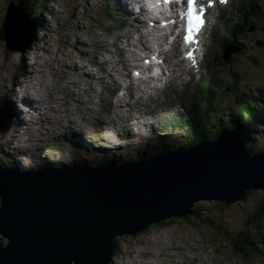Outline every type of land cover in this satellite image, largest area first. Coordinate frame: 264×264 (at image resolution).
<instances>
[{
    "label": "rangeland",
    "instance_id": "1",
    "mask_svg": "<svg viewBox=\"0 0 264 264\" xmlns=\"http://www.w3.org/2000/svg\"><path fill=\"white\" fill-rule=\"evenodd\" d=\"M9 1L0 0V24ZM32 1L33 10L44 14V24L34 46L22 55L8 50L6 42L0 40V102L7 103L6 97L19 111L22 110L21 115L12 114L13 119L18 123L7 134L0 135V163L12 161L20 167L42 165L47 161L44 154L50 148L59 150L57 154H53L51 161L61 160L64 163L77 158L90 160L95 156H102L93 151H87V155L84 156L76 153L74 147L58 141L59 138L69 139L72 135H78L84 143H92L94 150L118 149L117 154H108L118 159H132L140 152L139 150H149L147 143L153 139L146 129L151 125L145 124L153 122L155 116H141L144 110L142 109L138 112L141 118L136 121V125L133 121L134 111L122 115L131 119L130 123L125 124L116 123L111 119V115L115 114L113 111L95 118L89 114L92 111L87 107L93 100L88 99V92L91 90L88 88L92 87L91 79L88 78L82 86L79 84L85 79L83 75L89 73L91 76L96 72L94 68H85L87 67L84 63L85 54H89L92 56L91 59H94L108 55L112 51L107 49L109 43L113 41L111 34L114 28L120 26L117 17L111 16L115 10H118L112 0ZM98 21H101L102 26L96 25ZM260 33L258 32V36ZM248 42L250 41L243 42L244 46H247ZM90 46L93 48H89ZM261 50H264V45H258L255 50L248 45L242 55L254 67L249 68L245 62L237 59L232 64L234 72H231L226 79L218 77V73L214 72L215 69L218 70V62L212 66L209 73L208 64L204 65L203 60L198 71L191 75L187 92L179 96L186 104L192 96L190 92L197 86L200 75L217 82L219 80L220 97L223 98L227 111L229 108L234 110L239 106L235 97L228 93L227 86L231 82L238 84L239 81L242 89L257 90L264 95V55L260 54ZM91 51H96V55L93 56ZM226 51L228 54L233 52L230 49ZM240 51L232 56H237ZM56 55L57 62H55ZM19 57L22 58L23 65L35 71V74L33 71L24 73L30 79L18 73ZM64 65H67V68H64ZM228 66L229 63L225 65L224 70L228 71ZM219 72L223 73L221 70ZM103 75L107 77L108 70L103 71ZM97 77H100L99 73ZM14 81L20 86L16 87ZM111 86L110 90L114 88ZM94 88L91 94L97 97L99 92L102 93V89L98 83H95ZM201 91L202 89L198 94ZM20 99L26 100L28 104L33 99L34 106L20 108L18 103ZM122 100L124 101L125 98ZM104 104L114 110L115 104L118 103L113 98L111 101L105 100ZM91 108L95 109V106ZM180 110L181 108L178 112ZM45 119L53 122L50 127L43 121ZM22 120L29 122L22 123ZM23 124L28 125L26 127ZM151 129L156 130L157 127ZM99 130L101 132L98 133ZM158 136L155 135L154 138ZM257 142L260 145L263 140L258 139ZM195 205H200L203 216L220 225L224 231L215 230L206 220L195 221L193 218L190 220L192 223L176 220L158 228H149L134 237L119 239V253L114 264H264V257L251 256L243 259L231 248V239L246 228V221L252 222L254 219L260 222V231L255 229L253 222L249 223L251 229L248 228V231L253 238L258 239L264 235L262 213L264 191H252L243 201L229 207L213 201H201ZM259 216L260 220H258Z\"/></svg>",
    "mask_w": 264,
    "mask_h": 264
},
{
    "label": "water",
    "instance_id": "2",
    "mask_svg": "<svg viewBox=\"0 0 264 264\" xmlns=\"http://www.w3.org/2000/svg\"><path fill=\"white\" fill-rule=\"evenodd\" d=\"M1 28L7 49L24 54L36 19L11 3ZM6 110L0 134L13 125ZM250 142L248 130L235 127L119 166L0 165V264H113L117 239L189 216L201 201L235 204L264 191V152L253 155Z\"/></svg>",
    "mask_w": 264,
    "mask_h": 264
},
{
    "label": "trees",
    "instance_id": "3",
    "mask_svg": "<svg viewBox=\"0 0 264 264\" xmlns=\"http://www.w3.org/2000/svg\"><path fill=\"white\" fill-rule=\"evenodd\" d=\"M20 5H22L28 13L36 17L39 24L44 20L43 12H35L32 8V3L29 4V0H19ZM40 29L38 32H40ZM4 37L3 31L0 29V40ZM215 61V60H214ZM213 61V63H214ZM211 82H206L204 86L205 92L198 99L191 100L189 102V107L184 109L182 112L177 113L176 115L171 116L170 119L159 122L160 133H164L165 136H161L154 140L153 143H148L149 150H143L137 154L134 159H118L114 156H108V154H117V149L111 150H94L92 143H84L78 135H72L69 139L59 138L58 141L61 144H68L76 149V153H88L87 151L99 152L102 155V158H92L86 160L83 158H77L74 161H70L67 165H86V166H104L111 162H114L116 165H122L125 162H132L141 159H147L151 156H154L159 153L174 152L177 150H187L190 147L198 144L200 142L211 141L218 136L221 131L229 130L234 128L237 125H242L248 129L252 135V141L248 144L247 148L253 153L258 154L264 151V95L258 97L251 96L246 92H238L236 90L232 91V95L235 97V100L239 103V106L232 110L229 108L227 111V106L223 103V100L218 98L214 93V87H218L216 83H211L208 87L207 85ZM209 92V93H208ZM259 100V101H258ZM4 102H0V106ZM16 124L18 121H15ZM178 131V133H177ZM101 132L100 130L97 131ZM258 139H262L263 143L259 145L257 142ZM171 140V141H170ZM117 150V151H116ZM53 153H58L56 148H52ZM113 151V152H112ZM47 154H45L46 157ZM47 160V159H46ZM62 164H66L61 160H52L46 161L42 166H52L59 167ZM7 167L14 166L11 162H6ZM251 192L247 193L249 196ZM227 207L229 205L223 204ZM203 209L200 205H195L193 207V213L184 218H175L167 222H162L157 225H154L150 228H158L164 225L173 223L176 220H185L190 221L191 218L195 221L206 220L208 223L214 227L215 230L224 231L223 228L214 224L210 220L206 219L203 216ZM264 214V209L262 210ZM260 216L258 220H260ZM192 223V221H190ZM255 224V229L260 231L261 225L257 220L252 221ZM250 221H246L245 227L241 230L234 239H231V248L237 256L242 257L243 259L250 258L251 256L255 257H264V235L258 239L253 238L248 231ZM147 231V230H146ZM3 242V240L1 239ZM119 239H117V244Z\"/></svg>",
    "mask_w": 264,
    "mask_h": 264
},
{
    "label": "bare ground",
    "instance_id": "4",
    "mask_svg": "<svg viewBox=\"0 0 264 264\" xmlns=\"http://www.w3.org/2000/svg\"><path fill=\"white\" fill-rule=\"evenodd\" d=\"M129 6L130 7H134V4L132 3V2H130L129 3ZM140 38H142V34H141V36H140ZM176 52H178V50H175ZM15 55L13 54V57H14ZM56 61L55 62H57V60H58V57H57V55H56V59H55ZM19 63H20V67H19V69H18V73L19 74H23L24 75V73H26L27 71H33L34 72V74H35V71L33 70V69H31L29 66L27 67V66H25V65H23V60H22V58L21 57H19V61H18ZM18 63V64H19ZM64 68H67V65H64ZM34 74H33V76H34ZM24 77H26V78H28V79H30V77H28V76H25L24 75ZM87 77L88 78H90V76L89 75H87ZM87 78V79H88ZM189 80H191V78L189 77L188 78ZM6 98V97H5ZM24 98H26V97H24ZM6 100H9L8 98H6ZM23 100V99H22ZM24 101V100H23ZM13 102H9L8 101V108L12 111V112H15L16 114H20L21 115V111L22 110H18L17 109V107L16 106H14V104H12ZM9 104H11V105H9ZM26 104L27 105H29V107H33L34 106V100L32 99V101L28 104L27 102H26ZM15 107V108H14ZM49 119H45V120H43L44 122H46L47 124H48V127H50V125H51V123H53L51 120H49ZM25 121H23L22 120V123H24ZM21 123V124H22ZM27 123V122H26ZM24 125V124H23ZM28 125V124H27ZM27 125H24V126H26L27 127ZM106 125V124H105ZM53 128V127H52ZM242 128H244L245 130H247L245 127H242ZM44 134V133H43ZM111 150V149H110ZM117 151V150H116ZM50 153L53 155V154H55V153H53L52 151H51V149H50ZM52 159V158H51ZM228 245V244H227Z\"/></svg>",
    "mask_w": 264,
    "mask_h": 264
},
{
    "label": "snow or ice",
    "instance_id": "5",
    "mask_svg": "<svg viewBox=\"0 0 264 264\" xmlns=\"http://www.w3.org/2000/svg\"><path fill=\"white\" fill-rule=\"evenodd\" d=\"M221 3L224 0H220ZM187 19H188V30L189 38H191V33L198 30L199 26L202 24V19L200 15L197 14L195 0H187Z\"/></svg>",
    "mask_w": 264,
    "mask_h": 264
}]
</instances>
